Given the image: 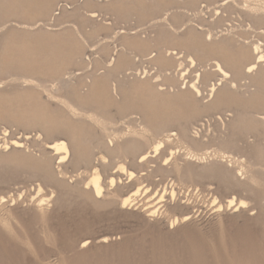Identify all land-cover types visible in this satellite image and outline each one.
<instances>
[{
  "label": "rangeland",
  "instance_id": "374dc122",
  "mask_svg": "<svg viewBox=\"0 0 264 264\" xmlns=\"http://www.w3.org/2000/svg\"><path fill=\"white\" fill-rule=\"evenodd\" d=\"M165 1L143 4L162 6L160 15L168 12V21L140 23L136 15L118 17L106 3L62 0L49 3L48 12L45 3H23L18 7L24 13L0 23V144L19 137L24 143L17 151L0 148V264H264V125L254 130V118H264V81L259 80L264 61L241 78L231 72L211 96L213 83L223 76L210 75L206 82L205 70L214 60L204 62L194 51L195 44L224 34L234 36L226 46L262 43L264 49V23L249 15L253 7L264 12V3L224 0L228 3L216 14L221 3L215 0ZM176 11L181 17H172ZM93 12L98 16L91 17ZM104 23L110 28L101 27ZM118 30L140 31L151 47L140 54L115 37ZM180 37L184 47L175 44ZM158 46L179 52L174 65L150 59ZM124 47L134 63L107 81L101 75ZM198 73L202 93L191 98L186 86ZM143 80L180 95L171 102L192 116L186 125L196 139L184 138L185 124L173 121H164L158 135L144 128L150 117L132 107ZM132 82L138 87L131 88ZM224 86L229 87L225 101L198 113L199 105L215 101ZM68 104L77 108L75 114ZM36 113L76 128L78 148H71V158L60 162L46 148L60 137L73 146L68 130L48 128L32 119ZM90 114L112 123L102 128ZM159 140L164 144L155 152ZM142 153L148 159L140 161ZM121 165L134 175L128 177ZM95 168L103 177L101 198L87 184ZM137 189L133 201L124 204ZM84 239H89L86 246Z\"/></svg>",
  "mask_w": 264,
  "mask_h": 264
},
{
  "label": "bare ground",
  "instance_id": "6f19581e",
  "mask_svg": "<svg viewBox=\"0 0 264 264\" xmlns=\"http://www.w3.org/2000/svg\"><path fill=\"white\" fill-rule=\"evenodd\" d=\"M61 3L62 0H0V23H5L7 22L9 17L12 16H19L20 13H24V10H19V7L24 3H45L43 6L44 11L48 12L49 9V3ZM69 1V0H67ZM149 0H77L78 3H106L108 4L110 7L109 10H113L116 11L118 14V17L120 18H124V19H130V16L136 15L139 22L143 23L145 21L151 20V19H156L161 17V12H160V8H163L160 5H154L152 7H147L145 6L143 3L148 2ZM165 1V0H164ZM163 0H158V3L160 2H164ZM167 2L171 1L172 3H197L200 2V0H166ZM165 1V3H166ZM236 1V0H235ZM245 3H254L255 1L258 2H262L264 3V0H244ZM254 1V2H253ZM238 2V1H237ZM214 3H221L218 8H216L215 13H219L218 9L222 8V6H224V3H228L225 2L224 0H215ZM15 5V6H13ZM20 5V6H19ZM164 5V4H162ZM19 6V7H18ZM70 7V6H69ZM68 7V8H69ZM154 7V8H153ZM159 7V9H158ZM225 7V6H224ZM26 8V7H25ZM171 8V7H170ZM59 9V8H58ZM108 10V9H107ZM172 10V9H170ZM174 10V9H173ZM168 11V10H166ZM109 12V11H107ZM173 12V11H172ZM246 12V11H245ZM250 13V14H249ZM249 15L254 16L256 21H260L261 23H264V12L261 10L260 7H253L250 11H249ZM100 14V13H99ZM189 14V13H188ZM86 15V14H85ZM167 17H161L164 18L163 20L168 21L170 20L169 16L170 14L168 12H165V14ZM172 17H181L182 14L178 13L177 11L171 14ZM184 15V14H183ZM91 17H96L98 16L97 14L95 15V12H93V15H90ZM175 17V18H176ZM160 19V18H159ZM157 19V20H159ZM220 19V18H219ZM188 20V19H187ZM126 21V20H125ZM156 21V20H155ZM162 21V20H161ZM164 21V22H165ZM170 22V21H169ZM185 22V21H184ZM113 23V22H112ZM6 24V23H5ZM110 23H104V24H100L101 27L103 28H110L109 26ZM128 24V23H127ZM165 24H167L165 22ZM46 25V24H45ZM111 25V24H110ZM153 25V24H152ZM170 26H172V24H168ZM166 25V26H168ZM175 25V24H174ZM7 26V25H6ZM157 26V24H156ZM158 26H162V23H160ZM165 26V27H166ZM100 28H93L91 30V33L96 34L98 32H100L101 30ZM127 27V26H126ZM135 27V26H134ZM181 27V26H180ZM24 28V27H23ZM131 28H133V26H131ZM176 28V27H175ZM198 28V27H197ZM260 28V27H259ZM26 29V28H25ZM127 29V28H126ZM171 29V28H170ZM1 30V29H0ZM128 30H130L128 28ZM142 30V29H140ZM172 30V29H171ZM194 30V28H193ZM131 31V30H130ZM196 31V30H195ZM239 31V30H238ZM139 32L140 31H136V32H126V31H116L115 33V37L117 36H121L124 41H125V46H128L129 48L135 49L136 51H138L140 54L145 53L146 49H148L150 46V40L149 39H144L141 36H139ZM175 34H177L175 31H173ZM189 32V31H188ZM213 32V31H212ZM212 32L209 31V38L208 40H212ZM57 33V32H56ZM197 33V31H196ZM200 33V32H198ZM237 33V32H236ZM256 33V32H255ZM258 33V32H257ZM191 34V33H190ZM201 34V33H200ZM199 34V36H200ZM208 34V33H207ZM231 34V33H230ZM179 35V34H177ZM223 35V34H222ZM229 35V34H227ZM107 36V35H106ZM112 36V35H110ZM182 36V35H181ZM188 36V35H187ZM214 36V35H213ZM225 37H221V39H216V40H212V41H206L204 44L202 45H196V49H194V51L198 52L200 54V59L204 62H208L210 60H214L213 64L211 65V69L205 70V74H204V80L207 82V80H209L210 75L216 74V75H222L223 79H220V83H213L211 89L209 90L210 95L211 96H215L213 95L219 88L218 86L221 85V83H223L224 79H228V77H232V74L235 78H241L244 74H251L253 69H258L259 64L264 61V49H263V44L262 43H256L254 44V47L251 46L250 44H245V43H239V45L235 46V48L231 45L226 46L227 41L229 40H233L234 41V36L233 39H230L231 37H228L224 34ZM113 37V36H112ZM114 37V38H115ZM227 37V38H226ZM8 38V37H7ZM113 38V39H114ZM146 38V37H145ZM186 38V37H185ZM192 36H188L186 40V42L189 44H192L190 42H192L191 40ZM236 38V37H235ZM10 39V38H9ZM20 39V38H19ZM28 39V38H27ZM118 39V37H117ZM180 39L179 42L178 40L175 41V44L177 45H183L184 47V42L183 38H178ZM4 40V39H3ZM18 40V39H17ZM120 40V38H119ZM182 40V41H181ZM6 41V40H5ZM20 41V40H19ZM198 41V40H197ZM10 42V41H9ZM23 42V41H22ZM30 42V41H29ZM250 42V41H249ZM258 42V41H256ZM8 43V42H7ZM11 43V42H10ZM185 43V44H187ZM229 43V42H228ZM236 42H234L233 44H235ZM248 43V42H247ZM3 44V43H2ZM19 44V43H18ZM33 44V43H30ZM28 44V45H30ZM104 45V44H103ZM43 46V45H42ZM187 46V45H186ZM190 47H192V45H188ZM230 46V47H229ZM19 47V46H18ZM26 47V46H25ZM24 47V48H25ZM102 47V46H101ZM123 47V46H121ZM182 47V46H181ZM233 47V48H232ZM237 47V48H236ZM23 48V47H22ZM32 48V47H31ZM125 48V47H124ZM122 49L120 52H118L117 50V55L115 54L114 57H111V61L114 62L113 63V67L108 69V71H106L105 75H101L104 76L105 79H108L115 76V75H119L120 73L123 72V70L125 68H127V66H130L131 64L134 63V58L131 56V52L129 53V51H127V49ZM16 49V48H15ZM21 49V48H19ZM103 49L108 52L109 48L106 47L104 45ZM193 49V48H191ZM3 50V46L2 49ZM9 50V48H8ZM22 50V49H21ZM97 50V49H96ZM11 51V50H10ZM20 51V50H19ZM24 51V50H23ZM27 53L28 50H26ZM25 51V52H26ZM38 51H40L38 49ZM56 51V50H55ZM169 49L165 50L164 46H158V50L157 53L155 54V56H151L152 59L155 63H157L160 66H164V67H169L174 65V54H179V52L176 51H171L169 52ZM24 52V53H25ZM134 53V51H133ZM1 54V53H0ZM34 54V53H33ZM50 54V53H49ZM105 54V53H104ZM35 55V54H34ZM135 55V54H134ZM213 56L212 58L210 56ZM15 56V55H14ZM40 56V55H39ZM145 56V55H144ZM147 56V54H146ZM17 57V56H16ZM30 59L32 62V59H34V57L30 54ZM104 57V56H103ZM2 58V57H1ZM0 58V59H1ZM106 58V57H105ZM21 59V58H20ZM23 59V58H22ZM26 59V58H25ZM68 59V58H67ZM149 59V58H148ZM35 60V59H34ZM33 60V61H34ZM18 61V60H16ZM22 61V60H20ZM20 61H18L20 63ZM79 61V59H78ZM97 61V60H95ZM137 61V60H136ZM62 62V61H61ZM83 62V61H82ZM109 62V61H108ZM190 62L193 65H197V63L195 62V59L193 57H190ZM84 63V62H83ZM14 64V63H13ZM101 64V63H100ZM30 65V64H29ZM29 65H27V68H31ZM99 65V64H98ZM180 65V64H179ZM1 66V65H0ZM34 66V65H33ZM2 67V66H1ZM15 67V66H14ZM35 67V66H34ZM67 67V66H66ZM133 67V66H132ZM26 68V67H25ZM38 68V67H37ZM17 69V68H16ZM24 69V68H23ZM36 69V67H35ZM255 69V70H256ZM27 70V69H26ZM38 70V69H37ZM24 71V70H23ZM26 72V71H25ZM232 72V74H230ZM77 75V74H76ZM123 76V75H122ZM202 73H198L197 75H195V77L191 80H189V84H187V91L189 92V95L191 96V98L193 96H198L201 95L202 93V86L199 84L200 83V79L202 78ZM54 78V77H53ZM98 78V76H97ZM47 79V78H46ZM57 79V78H56ZM246 79V78H245ZM261 79V81H264V72L260 71V77L259 80ZM141 80V79H140ZM139 80V81H140ZM203 80V79H202ZM104 81V80H103ZM142 81V80H141ZM171 81V80H170ZM137 82V81H136ZM143 82H145L143 85L141 86H137L135 83H133V85L131 86V88H136L138 87L140 89V93H138L137 95H135L133 97V101L132 103L134 105H132V107H136L138 109H141V111L146 114V116H149L150 119L147 122L148 125L144 124V128L146 130L149 131V133L152 132V134H160L162 133V131H164L163 129V122L164 121H173L175 124H185L184 127V135L186 137H189L191 139H196V137L192 136V134H190V130L188 128V126L186 125V122H189L188 120L192 117V116H188V115H184L181 111H179L178 109L174 108V104L171 102V98L176 97V96H180L179 94H168L165 93L163 91V89H157L156 86L147 80H143ZM211 82V81H210ZM259 82V81H258ZM93 83V82H92ZM104 83V82H103ZM95 84V83H94ZM211 84V83H210ZM209 84V85H210ZM78 85V84H77ZM128 86V85H127ZM201 86V87H200ZM110 87V86H109ZM261 88V87H260ZM263 88V87H262ZM60 89V88H59ZM75 89V88H74ZM109 89V88H108ZM15 90V89H14ZM22 90V89H20ZM28 90V89H27ZM93 90V89H92ZM113 90V89H111ZM107 91V90H106ZM229 91V87L228 86H224L222 91L220 90L218 93L219 95H217L218 97L216 98L215 101H213L212 103L206 104V105H199L200 107H198V113L201 111L200 109H208L209 107H214V106H218L219 104L221 105L225 99L224 97L226 95H228ZM78 92V91H77ZM34 93V92H33ZM73 93V91H72ZM75 93V92H74ZM81 93V92H80ZM108 93V92H107ZM106 93V94H107ZM227 93V94H226ZM85 94V93H83ZM109 94V93H108ZM226 94V95H225ZM77 95V94H76ZM82 96V95H81ZM201 97V96H200ZM93 98V97H92ZM227 98V97H225ZM83 99V98H81ZM190 99V98H189ZM224 100V101H223ZM69 101V100H68ZM192 101V100H191ZM223 101V102H222ZM227 101V100H226ZM70 102V101H69ZM84 102V101H83ZM222 102V103H221ZM229 102V101H228ZM36 103V102H35ZM225 104V103H224ZM32 105V104H31ZM21 106V105H20ZM27 106V105H26ZM66 106V105H65ZM176 106V105H175ZM35 107V106H34ZM69 109L71 110L72 113H76L77 108L74 107V105H70L68 104ZM24 108V107H23ZM258 108V107H257ZM16 109V108H15ZM121 112H124L126 109H124L123 107L120 108ZM200 110V111H199ZM16 111V110H15ZM32 112H34L35 110H30ZM196 112V111H195ZM196 112V113H197ZM195 113V114H196ZM37 114V113H36ZM20 115V114H19ZM67 116V115H65ZM91 116V114H90ZM187 116V117H186ZM29 117V116H28ZM37 119L34 118V116H32V119L37 120L38 122L41 121V124L43 125H48V128H62L65 130H68V133L70 134V136H72V139L74 141L73 146H70V143L67 139L65 138H56L52 141H50L47 145V149L50 151H54L55 154L58 155V158L60 160V162L65 161L68 158H71V148L72 149H76L78 148L77 142L75 140H77V131L75 130L76 128L73 127V125H69L65 122H58L55 121L53 119V121L49 120V118L47 116H40V115H36L35 116ZM75 117V116H74ZM144 117V116H143ZM90 118L92 119H96V121L103 126L102 128H104L106 125L112 123L111 121H103V120H99V116L96 118L94 115L91 116ZM47 119V120H46ZM56 119V118H55ZM102 119V118H101ZM255 121L257 122L254 130H257L259 128L260 125H264V118H254ZM82 120V119H81ZM79 121V120H78ZM93 121V120H92ZM27 122V121H26ZM67 122V120H66ZM83 122V121H82ZM192 122V121H191ZM236 124V122H235ZM237 125V124H236ZM180 126V125H179ZM107 128V127H106ZM108 129V128H107ZM145 130V131H146ZM151 131V132H150ZM7 132V130H6ZM140 135L139 131H134V136L135 135ZM81 135V134H80ZM6 136V134H5ZM146 141V140H144ZM198 141V140H197ZM113 142V141H111ZM113 143H111L112 145ZM164 142L162 140L156 141L154 142V149L155 152H157L162 146H163ZM24 146L23 141L20 139V137L17 138H13L10 141L6 138V140L4 141L3 144H0V148L3 149H8V148H14L17 150H21V148ZM2 149V150H3ZM81 151V150H80ZM173 154V152L171 153ZM80 156L85 158V155L83 154V152L80 154ZM140 161L145 160L148 155L147 153H142L140 156ZM89 158V157H88ZM169 158V157H168ZM167 158V159H168ZM148 159V158H147ZM121 170H123L124 172L127 173L128 177H132L134 175L133 171H128L126 170L124 165L120 166ZM102 174L100 173V170L98 168H95L94 171L91 173L90 177H89V181H88V186L91 188L92 192L94 193L96 198H101L103 197L104 193H105V189H104V184L102 182ZM116 182L115 178H111V184L114 185ZM41 185V184H40ZM39 188H41L39 186ZM140 191V189H137L134 194H128L123 198V203L124 204H130L133 201V196L135 195V193H138ZM166 193V192H165ZM171 195L172 197L175 196V190L171 189ZM164 195L161 196V198H163ZM42 200H45V198H43ZM235 199H231L229 201V204L232 205L234 203ZM246 202L244 200L240 201V204L243 205ZM237 205V204H236ZM40 207V206H39ZM155 211V210H154ZM153 211V212H154ZM187 216V214H186ZM185 216V217H186ZM184 219V218H183ZM179 219L176 217L172 223H174L175 221L177 222ZM184 221V220H183ZM89 243V239H84L82 241L83 246H86Z\"/></svg>",
  "mask_w": 264,
  "mask_h": 264
}]
</instances>
